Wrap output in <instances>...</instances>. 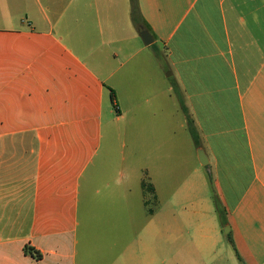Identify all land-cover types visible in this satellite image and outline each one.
Segmentation results:
<instances>
[{
    "label": "crops",
    "instance_id": "1",
    "mask_svg": "<svg viewBox=\"0 0 264 264\" xmlns=\"http://www.w3.org/2000/svg\"><path fill=\"white\" fill-rule=\"evenodd\" d=\"M137 5L150 45L130 0H0V264H223L217 212L264 264V0ZM106 84L139 190L96 169Z\"/></svg>",
    "mask_w": 264,
    "mask_h": 264
},
{
    "label": "rangeland",
    "instance_id": "2",
    "mask_svg": "<svg viewBox=\"0 0 264 264\" xmlns=\"http://www.w3.org/2000/svg\"><path fill=\"white\" fill-rule=\"evenodd\" d=\"M106 85L110 92V90H112L111 87L109 84ZM103 136V146L98 157L99 162L96 169L111 170L112 173L116 175L123 173L127 185H133L136 190H139V182L142 176L141 149L139 146H127L124 107L118 105L116 98H114V103H112L110 95L109 101L106 107H104L103 112ZM209 197L213 207L217 208V200L215 201L216 197L211 196L210 189ZM214 215L217 218V222H219V236L222 241L217 244V251L220 252L219 255L223 253V264H232L230 259H227L225 253V250L229 248L228 238L225 234L227 227H221V213L217 212V214L215 213Z\"/></svg>",
    "mask_w": 264,
    "mask_h": 264
},
{
    "label": "trees",
    "instance_id": "3",
    "mask_svg": "<svg viewBox=\"0 0 264 264\" xmlns=\"http://www.w3.org/2000/svg\"><path fill=\"white\" fill-rule=\"evenodd\" d=\"M130 5H131V19L133 21V23L137 26V28H141V26H143L144 24L141 22V18H140V14H139V11H138V5H137V0H130ZM110 98H111V101H114V93L112 90H110ZM191 134L193 136V138L195 139V135L194 133L192 132L191 130ZM145 187V191L151 193L152 192V188L151 186H143V188ZM217 199L215 198V201ZM219 203L217 201V207H218ZM30 253L31 255H35L37 256L38 254H35L33 252V250L31 248H25V253ZM38 257V256H37Z\"/></svg>",
    "mask_w": 264,
    "mask_h": 264
},
{
    "label": "water",
    "instance_id": "4",
    "mask_svg": "<svg viewBox=\"0 0 264 264\" xmlns=\"http://www.w3.org/2000/svg\"><path fill=\"white\" fill-rule=\"evenodd\" d=\"M140 38L142 40V42L145 44V45H150L152 43V37L151 35L149 34V32L147 30H144L141 28L140 30ZM198 161L201 165H205V161L203 160V158H201L199 155H198ZM225 234H227V230L225 232Z\"/></svg>",
    "mask_w": 264,
    "mask_h": 264
}]
</instances>
